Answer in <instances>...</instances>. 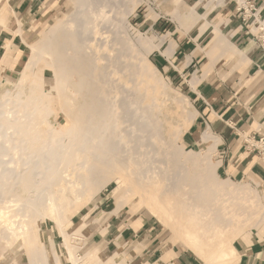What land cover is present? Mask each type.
I'll return each instance as SVG.
<instances>
[{
  "label": "bare ground",
  "instance_id": "1",
  "mask_svg": "<svg viewBox=\"0 0 264 264\" xmlns=\"http://www.w3.org/2000/svg\"><path fill=\"white\" fill-rule=\"evenodd\" d=\"M71 1V11L33 46L13 83L21 91L0 93V222L8 234L25 243L44 218L62 227L66 212L88 199L94 189L115 181L117 190L128 188L129 193L140 194L161 221L175 220L176 236L189 241V250L204 263L229 258L248 217L236 209L218 214L217 200L208 203L206 189L233 196L240 188L226 189L212 175L215 166L209 164V152L213 145L206 155L186 164L201 165L200 173H207L208 180L202 176L196 186L165 141L164 123L155 107L156 89L146 82V69H142L148 67V60L127 30L126 21L141 1ZM46 59L53 75L39 80L33 73ZM60 88L80 95L72 96L84 102L82 118H72L71 135L46 114L52 90L61 94ZM210 139L208 133L203 136L206 142ZM176 214H187V219L182 223ZM68 250L73 264L78 263L74 247ZM104 250L101 242L91 255L100 251L103 260ZM40 262L41 257H36L34 264Z\"/></svg>",
  "mask_w": 264,
  "mask_h": 264
},
{
  "label": "rangeland",
  "instance_id": "2",
  "mask_svg": "<svg viewBox=\"0 0 264 264\" xmlns=\"http://www.w3.org/2000/svg\"><path fill=\"white\" fill-rule=\"evenodd\" d=\"M140 1L141 4L135 8L126 21L127 30L128 33L130 32L129 36L134 44L148 60L150 69L146 66H143L142 69H146V82L156 89L155 107L158 108L159 118L164 123L165 141L170 142L172 151L178 155L179 163L181 162L180 164L184 168L187 167L185 175L196 186H198L199 178L201 181L202 176L204 177L207 173H205L206 171L200 173L201 165H195L196 169L194 166L188 167L186 164L199 159L198 155H206L213 145L209 152L211 154L208 153L210 156L212 155L209 164L216 168L214 164L221 163L217 168V173L222 181L216 177L215 169L212 175L226 189L240 188V192L233 196L221 195L216 189H209V191L206 189V192H209L208 203H215L217 200L218 214H224L225 209H236L240 216L248 217L234 239V248L240 254L239 262L242 254L241 244L250 242L253 237L264 233V215L260 213V210L264 213V180L253 172L240 176L226 174L229 158H226L227 152L225 154V151L219 146L223 141V139L221 141L220 129L211 126L208 114H204V108L201 106L204 97L198 93L199 88L207 82H211L216 75L223 82L226 81L240 87L250 81L248 76L234 75L236 70L232 69L234 67L232 63L242 61L243 57L240 54L234 53L230 49L215 47L214 39L217 35L215 34L217 33L214 27L215 22L211 16L206 15L212 7L234 5L235 0ZM5 2H10L13 5L12 0H5ZM72 6L71 0H46L39 11L32 13L31 16H28L27 12L23 15L19 13L15 15L12 8L9 7L2 9V12L7 15H0V24L3 27L7 24L12 25L13 40L5 42L0 49V93L5 89L21 91L22 87H16L13 83L16 82L31 57L33 46L39 43L53 26L63 20L65 15L71 11ZM192 9L196 11V19L187 15ZM222 34L229 37L226 33ZM229 41L239 51L236 42L230 38ZM243 44V46L249 44L256 48L262 47L252 37L247 38V43ZM240 52L246 54L244 50ZM43 61L37 64L33 73L39 80L53 75L47 59ZM238 71L242 72L240 68ZM162 83L165 84V87ZM63 89L60 88L61 94L52 90L46 114L52 123L60 127L62 132L71 135L74 132L72 118H82L80 117L83 116L81 106L84 102L78 98L73 99V96L80 95L67 93ZM194 112L196 114L190 124ZM76 115L78 116L75 117ZM207 132L214 136L208 142L203 140V136ZM193 134L197 144L188 145L187 135L193 137ZM248 146L249 149L257 152L248 158L254 157L256 166L264 168V143H259L256 139H249ZM204 178L208 180L207 176ZM116 188L117 182L112 181L101 189L96 188L91 191L88 199L68 211V214L67 212L66 215L64 214L62 227H59L54 220L44 218L41 221L40 229L32 232L25 243L18 241L14 235L8 234L6 226L0 222V264H34V260L38 256L41 257L39 264H73L68 250V246L71 245L74 247L76 260L78 259L76 264H104L106 262V264H125V259L128 260L126 264H206L199 255L189 250L191 247L189 241H184L176 236L175 220L161 221L152 213L140 194H131L128 192V188L120 190ZM254 196L257 197V203H254ZM121 203L122 205L119 206ZM255 206H257L256 209ZM113 212L116 213L97 233L92 231L97 230L96 227L94 228L95 221L101 222ZM9 214L11 220L16 219L15 214L13 215L12 212ZM176 215V219L182 223L187 219V214ZM252 222L254 226H252ZM1 232H5V234L1 235ZM120 235L122 236L120 237ZM102 240H105L106 243ZM100 241L105 243L104 261L100 257V251L97 255H91L95 244ZM235 249L232 250L229 258L215 259L213 264H230L238 256ZM96 257L102 261L95 259Z\"/></svg>",
  "mask_w": 264,
  "mask_h": 264
},
{
  "label": "crops",
  "instance_id": "3",
  "mask_svg": "<svg viewBox=\"0 0 264 264\" xmlns=\"http://www.w3.org/2000/svg\"><path fill=\"white\" fill-rule=\"evenodd\" d=\"M1 1L2 0H0V2ZM12 1L13 5H11L10 2H5V0L2 1L0 15L6 16L7 14H4L2 9H8L9 7L12 8L15 15H18V13L23 15L27 12V15L31 16L32 13L39 11L46 0ZM255 2L259 5L264 16V0H255ZM236 7V0L234 1V5H216L215 7H212L206 15L209 17L211 16L213 22H215L214 27L215 30H217V33H215L217 35L214 39V42L216 43L215 47L230 49L234 53L240 54V56L243 57L241 59L242 61L232 63L234 66L232 69H234V71L236 70L234 75L239 76L242 74V76H248L250 81L246 85L240 87L226 81L223 82L221 78L216 75L211 82L202 85L199 88L198 93L199 95L201 93L204 97V100H200L201 106L204 108V114H208V120L210 121L211 126L220 129V135L222 137L221 141L222 139L223 141L219 146L225 151V154L227 152L226 158H229L226 174L229 173L233 176H240L245 175V173L248 172H253V174L264 180V168L256 166V163H254V157L248 158L249 156H252L253 153H257L255 150L249 149V139H256L259 143H264V47L256 48L249 44L243 46V43H247V38H251V35L247 33V26L242 20L241 15L237 13ZM205 11L206 9L204 10V13ZM187 15L194 19L197 18L196 11L193 9ZM11 26L12 25L7 24V26L3 27L0 24V49L4 46L5 42L7 43L10 42L11 39L13 40ZM222 33L228 34L229 37ZM229 38L236 42L239 51L235 49L229 41ZM213 45L211 46L214 47ZM243 50L246 51L245 55L240 52ZM6 56H8V54H6ZM239 68L242 72L238 71ZM195 114L196 112H194L190 124L192 123ZM207 133L211 139L214 138L212 133ZM195 140L196 138L194 134L193 137L187 135L188 145H196L197 141ZM220 164V162H216L215 174L218 179L220 178L217 173V168ZM220 180L222 181V179ZM115 213L116 212L110 213L101 222L95 221L94 224H97L96 226H98L97 230L99 231V226L102 227L104 223L106 224L108 219ZM258 235L253 237L250 242L241 244L242 254L239 262L238 259L240 254L238 250L235 249L238 256L230 264H264V233ZM121 236L122 235H120V237ZM98 243L95 244V247ZM127 261L128 260L125 259V264Z\"/></svg>",
  "mask_w": 264,
  "mask_h": 264
},
{
  "label": "built area",
  "instance_id": "4",
  "mask_svg": "<svg viewBox=\"0 0 264 264\" xmlns=\"http://www.w3.org/2000/svg\"><path fill=\"white\" fill-rule=\"evenodd\" d=\"M236 11L247 26V33L264 47V16L255 0H236Z\"/></svg>",
  "mask_w": 264,
  "mask_h": 264
}]
</instances>
